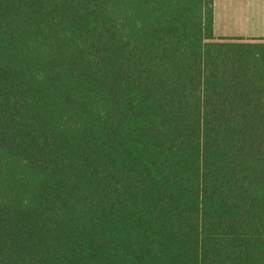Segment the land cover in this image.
Segmentation results:
<instances>
[{
    "label": "trees",
    "instance_id": "1",
    "mask_svg": "<svg viewBox=\"0 0 264 264\" xmlns=\"http://www.w3.org/2000/svg\"><path fill=\"white\" fill-rule=\"evenodd\" d=\"M0 264H264V43L214 0H0Z\"/></svg>",
    "mask_w": 264,
    "mask_h": 264
},
{
    "label": "rangeland",
    "instance_id": "2",
    "mask_svg": "<svg viewBox=\"0 0 264 264\" xmlns=\"http://www.w3.org/2000/svg\"><path fill=\"white\" fill-rule=\"evenodd\" d=\"M216 2L215 38L243 37L245 41L264 43V35H260L264 34V0H230L226 3L225 0H216Z\"/></svg>",
    "mask_w": 264,
    "mask_h": 264
},
{
    "label": "crops",
    "instance_id": "3",
    "mask_svg": "<svg viewBox=\"0 0 264 264\" xmlns=\"http://www.w3.org/2000/svg\"><path fill=\"white\" fill-rule=\"evenodd\" d=\"M238 1V0H237ZM243 1H255V0H243ZM257 1V0H256ZM259 1V0H258ZM226 2H230V0H225V3ZM216 5H217V2H216V0H214V24H215V22L217 23V13H216V11H215V7H216ZM215 27V26H214ZM257 34V36H260V35H264L263 33L262 34H260V35H258V33H256ZM227 36V35H226ZM244 36V35H243ZM246 36V35H245ZM244 36V37H245ZM248 36V35H247ZM252 36H256V35H252Z\"/></svg>",
    "mask_w": 264,
    "mask_h": 264
}]
</instances>
